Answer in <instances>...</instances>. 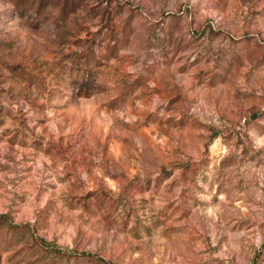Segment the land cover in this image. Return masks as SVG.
I'll return each mask as SVG.
<instances>
[{
	"label": "rangeland",
	"instance_id": "rangeland-1",
	"mask_svg": "<svg viewBox=\"0 0 264 264\" xmlns=\"http://www.w3.org/2000/svg\"><path fill=\"white\" fill-rule=\"evenodd\" d=\"M0 264H264V0H0Z\"/></svg>",
	"mask_w": 264,
	"mask_h": 264
}]
</instances>
